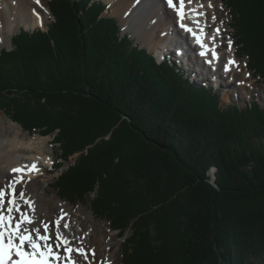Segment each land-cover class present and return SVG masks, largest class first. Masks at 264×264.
Instances as JSON below:
<instances>
[{"label":"trees","instance_id":"1","mask_svg":"<svg viewBox=\"0 0 264 264\" xmlns=\"http://www.w3.org/2000/svg\"><path fill=\"white\" fill-rule=\"evenodd\" d=\"M222 4L264 93V0ZM106 7L47 0L46 29L20 28L0 50V110L52 136V189L71 205L91 197L123 237L122 264H264V102L221 104Z\"/></svg>","mask_w":264,"mask_h":264},{"label":"bare ground","instance_id":"2","mask_svg":"<svg viewBox=\"0 0 264 264\" xmlns=\"http://www.w3.org/2000/svg\"><path fill=\"white\" fill-rule=\"evenodd\" d=\"M110 1L115 12L119 13L121 17V24L124 25L123 27L120 25L122 29H132L137 37L148 44L152 50H156L157 53L153 52L159 57V60L161 57L168 54V52H172V49L168 46L169 44L173 45L175 49L180 45L182 48L181 52H179V54H181L180 63L181 66H183V70L190 71V75L195 73L201 76L202 80L204 76H207V80L210 79L220 87L223 85L220 83V78L222 77L225 79V84L228 85V87L231 86V84L234 83L233 81L237 78H239V86L248 80L247 75L244 74V69L238 62V59H236L235 53L232 50V45L226 53L220 52L224 42L222 29L218 26L215 27L209 24L207 21L210 14L207 7L209 4H211V7H214L211 2L208 1L204 3L202 0H191L189 3L188 0H184L185 18L183 23L197 31L198 34L199 29L197 25L193 23V20H198L200 27L203 28L201 39L208 47L209 51L205 56H201V46L196 43L191 33L181 28L177 11L175 8L169 7L167 0ZM162 2L164 4H162ZM174 3L178 8V0H174ZM200 5L203 7H200ZM189 9H195L196 13L202 12L204 15H194ZM49 13L48 8L45 7L42 0H1L0 45L8 43V33L18 29L20 23L27 22L28 25L32 27L34 25L40 28L44 26V29L48 20H46V18ZM217 29H219L218 32L216 31ZM168 39H170L169 42ZM213 47L217 54L215 59H213L210 50ZM189 51H191V53ZM208 61H211V63ZM229 61H234L235 63H229ZM194 63L201 68L198 73H196V69L193 68ZM226 64L228 65L227 71H225ZM247 89V85L243 84L237 88L236 92L233 91L231 94H246ZM46 143L47 139L39 137H34L27 141L25 138L19 136V130H15V135L13 137L0 138V186L5 185L7 181H10L18 175L11 171L13 168L25 169L23 172L24 180L17 185V189H22L24 191V200L30 201L33 207L29 208L28 205L24 203V200H20L19 197H17V201L20 208L31 216L33 224L37 226L38 222H40V213L43 212L45 215H49L50 211L47 207L43 206L42 198L41 196L39 197L37 192L38 189L34 182H30L31 176H35L39 171H42V166L40 164L36 167L38 171H28V168H31L30 165L32 162L39 161L36 155H32L33 151L30 149L35 148L34 146L36 145L42 146ZM39 151H42L41 147ZM27 159L29 160L27 161ZM41 161L44 164L49 162L50 156L47 154L41 158ZM57 208L58 211L55 213L54 220L60 216L61 210L66 213L64 219L61 221L60 231L68 239L71 247L83 249L84 256H87V259H84V256L73 253V257L78 261V264H110L111 257L115 253L114 250L119 248L120 243L108 240L106 244H103L101 236L91 237L89 234L86 218L79 215L75 217L74 220L69 219L68 217L71 214L72 208L66 203L60 202ZM64 223H67L69 227L64 228ZM32 226L33 225H28L29 228ZM50 234L54 235L55 229L50 230ZM96 242H99V244ZM59 252L63 260V250Z\"/></svg>","mask_w":264,"mask_h":264},{"label":"rangeland","instance_id":"3","mask_svg":"<svg viewBox=\"0 0 264 264\" xmlns=\"http://www.w3.org/2000/svg\"><path fill=\"white\" fill-rule=\"evenodd\" d=\"M42 1L46 7L47 0H42ZM103 1L107 4V8H106V11H104V14H106L108 16H114L117 19V21L119 22V24L123 27L124 25L121 24V17L119 16V13L115 12V10L113 9V5H112L111 1L110 0H103ZM202 1L204 3L209 1L214 6V7H209V6L207 7L208 12L210 13L207 21L209 22V24H212L215 27L218 26L220 29H222V36L224 38L223 39V41H224L223 46L224 47L222 46V50L220 52L226 53L228 51V49L231 48V47H229V41H231V45L233 48L232 50L235 52L236 47L233 45L232 40L230 39V36H229V34H231V32H232V30L228 27L229 14H228V11L225 9L224 5H222V0H202ZM162 4H164V3L162 2ZM214 15L217 18V19L215 18V20L212 19V17ZM46 20H47V22L52 20V16L50 15V13L47 15ZM26 23L25 22L20 23L18 29L20 27H24L26 30L31 31V30L36 28L35 25L32 27V26H29L28 23L27 24ZM20 25H24V26H20ZM18 29H16L15 31L12 30L11 33H8V36H9L8 43L0 45V50L1 49H11V37L18 31ZM122 31L129 33L130 37L132 39H134V42L139 43L141 46H146L151 51H154L155 53H157L156 50H152L148 44H146L143 40H141L139 37H137L134 34V32L132 31V29H126V30L122 29ZM170 36H172V35H170ZM169 41H170V39H168V42ZM168 46L170 49L174 48V46L171 44H169ZM174 56H175V54L173 52H168L167 56L164 59H169L170 62L173 63V58H175ZM236 59H238V62L241 64L242 68L244 69V74L247 75L248 80H246V82H243L240 85V86H242L243 84L247 85L248 89L246 90V94H237V93L234 95L231 94V92H233V91L236 92L237 88L240 87L239 86V78H237L235 81H233L234 83H232L231 86L228 87V85L225 84V79H223V77H222V78H220V83L223 84L222 87H219L218 89H214V84H212L213 90L219 92L220 102L223 105L238 104L239 106H244V104L246 102L252 101L253 99L257 100L262 105L264 102V93H263V84H262L261 80L258 77H256L246 67V64H247L246 57H244V56L243 57H237ZM175 64L181 65L179 60H176ZM186 76H189L190 77L189 79L197 85L203 84L206 87L211 86L209 81L201 80L200 79L201 76H199V75H196V74L189 75L186 73ZM15 130H19V136L25 138V140H27V141L34 138V137L47 139L46 144H43L42 146L36 145V146H34L35 148L30 149L33 151L32 155H36V157L39 158L38 159L39 164L42 167L44 166V168H42V171H39L35 176L30 177V182H34V184L36 185V187L38 189L37 192H38L39 197L41 196V198H42L43 206L47 207L50 211L49 215H45L43 212H41L40 213V221L48 222L50 225V230L55 229L54 218H55V213H57V211H58L57 207L60 205V202L66 203L68 206H70L72 208L71 214L68 218L71 220H74L75 217H77L79 215L82 216L83 218H86V225L89 229L88 232L91 235V237H93V236L97 237L98 235L101 236V241L103 242V244H106V242L108 240L120 243L119 248L114 250L115 253L111 257L110 264H122V262H121V257H122L121 246H122L123 237H119V235L117 234V231L111 230L108 226V222H106L104 219H102V220L101 219H95L92 216V213H91L90 209L88 208V199H90L91 197L88 196L90 198H87L85 201L77 202V203L71 205L68 202L60 200L57 197L54 190L52 189L51 184L56 179V176L60 173V170H54V169L46 170V168H45L47 166H51L52 160H56V158L59 155V152H58L56 145L53 144V142H52V136H42L37 132L34 134L27 133L26 131L22 130V128L20 127L19 124L11 121V119H9L0 110V138L13 137L15 135ZM40 147L42 149L41 152L39 151ZM47 154H48V156H50V161L44 164L41 161V158H43ZM75 157H76V155L70 156L68 158L67 162L62 163V169H65L69 164H72L74 162ZM28 160L29 159H27V161ZM129 233L130 232L128 231L127 234H129ZM96 243L99 244V242H96Z\"/></svg>","mask_w":264,"mask_h":264},{"label":"snow or ice","instance_id":"4","mask_svg":"<svg viewBox=\"0 0 264 264\" xmlns=\"http://www.w3.org/2000/svg\"><path fill=\"white\" fill-rule=\"evenodd\" d=\"M190 3L191 0H188ZM169 7L175 8L177 16L180 20V26L185 31L191 33L197 44L201 46V56H205L209 51L208 47L203 43L201 35L203 28L200 27L198 20H193L197 25L199 34L191 27L183 23L184 20V0H178L177 8L174 0H167ZM200 7H203L200 5ZM211 7V4H209ZM194 15L203 16L204 13H196L195 9H189ZM215 20V16L212 17ZM217 32L219 29L216 30ZM231 47V41H229ZM212 57L215 59L217 54L214 47L210 49ZM211 63V61H208ZM229 63H235L229 61ZM228 65H225V71ZM13 173L18 175L7 181L5 185L0 186V264H78L74 259L73 253L84 256L83 249L73 248L70 246L68 239L60 231L61 221L66 213L61 210L60 216L54 221L55 234H50V225L48 222L40 221L38 226L33 224L31 216L23 211L17 201L24 200V191L17 189V185L23 182L24 168H13ZM28 171H38L36 165L33 164ZM24 203L32 208L30 201L24 200ZM28 225H33L31 228ZM64 228H68L67 223L63 224ZM63 248V260L61 253L57 251ZM87 259V256H84Z\"/></svg>","mask_w":264,"mask_h":264},{"label":"water","instance_id":"5","mask_svg":"<svg viewBox=\"0 0 264 264\" xmlns=\"http://www.w3.org/2000/svg\"><path fill=\"white\" fill-rule=\"evenodd\" d=\"M214 171H215V168H213L212 169V179L211 180H209V182L212 184V185H215V182H214V180H215V174H214Z\"/></svg>","mask_w":264,"mask_h":264}]
</instances>
